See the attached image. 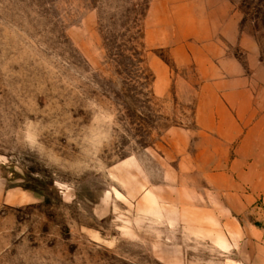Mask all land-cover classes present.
Here are the masks:
<instances>
[{
  "label": "rangeland",
  "instance_id": "obj_1",
  "mask_svg": "<svg viewBox=\"0 0 264 264\" xmlns=\"http://www.w3.org/2000/svg\"><path fill=\"white\" fill-rule=\"evenodd\" d=\"M225 1L0 0V264H251L261 202L195 117L264 68V0Z\"/></svg>",
  "mask_w": 264,
  "mask_h": 264
},
{
  "label": "crops",
  "instance_id": "obj_2",
  "mask_svg": "<svg viewBox=\"0 0 264 264\" xmlns=\"http://www.w3.org/2000/svg\"><path fill=\"white\" fill-rule=\"evenodd\" d=\"M223 10L226 1L219 0ZM225 23L226 17L218 18L216 23ZM215 35V32L211 35ZM224 52L223 45H216ZM222 74L226 77L214 83L216 92L210 100V122L203 121L206 116L205 104L198 100L195 117L200 133L216 132L219 142L224 148V158L230 151L233 156L229 165L234 172L226 179L235 183L234 196L238 205L244 210L256 200L261 202L264 211V92L252 91V79L256 73H264V68L258 60H252L249 65L250 75L245 68L229 59L219 62ZM263 76V75H262ZM220 85H226L223 93H219ZM230 194V193H229ZM248 236L254 240V254L251 264H264V226L250 227Z\"/></svg>",
  "mask_w": 264,
  "mask_h": 264
}]
</instances>
